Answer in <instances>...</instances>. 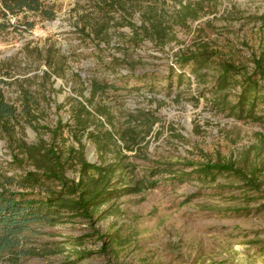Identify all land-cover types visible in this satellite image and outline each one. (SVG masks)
I'll use <instances>...</instances> for the list:
<instances>
[{"label":"rangeland","instance_id":"obj_1","mask_svg":"<svg viewBox=\"0 0 264 264\" xmlns=\"http://www.w3.org/2000/svg\"><path fill=\"white\" fill-rule=\"evenodd\" d=\"M48 1L57 12L53 20L27 12L0 28V78L6 81L1 85L21 114L13 136L0 128V186L7 183L19 190L21 175L35 169L25 159L14 162L21 140L57 139L61 147H78L68 127L56 136L51 131L59 119L63 125L73 123L72 98L82 99V93L89 97L93 80L110 87L89 108L107 106L117 128L142 110L159 118L146 146L127 152L136 178L145 177L155 186L113 200L95 214L99 219L100 212L109 211L95 224L107 235L106 254L100 253L102 240L77 218L55 226L34 224L23 234L19 250L3 253L0 264H264V130L214 105V66L198 78L191 65L182 77L176 63L178 54L208 42L223 59L252 72L253 58L264 55V0L207 3L201 18L175 28L176 40L163 49L148 39L139 45L131 42L126 23L129 19L140 26L141 9L154 0L130 2L128 18L123 19L121 10L111 13L118 22L104 40L81 30L82 17L96 16L93 2ZM175 7L179 4L168 0L165 9ZM25 19L35 23L32 29ZM83 82L89 86L86 91ZM24 90L34 97L33 104L26 106ZM240 90L228 89L229 99L235 102ZM26 107L31 116L24 115ZM83 140L88 160L100 162L94 143ZM208 160L234 161L244 172H254L259 188L235 175L199 178L198 165ZM68 175L77 177L78 171L70 169ZM7 176L16 179L8 183ZM79 251L93 255L78 260Z\"/></svg>","mask_w":264,"mask_h":264},{"label":"trees","instance_id":"obj_2","mask_svg":"<svg viewBox=\"0 0 264 264\" xmlns=\"http://www.w3.org/2000/svg\"><path fill=\"white\" fill-rule=\"evenodd\" d=\"M133 1L90 0L94 3L90 4V7L94 8L96 16L82 17V32L89 37L93 35L95 39L104 40L111 27L118 22H115L111 13L121 10L123 19L128 18L127 16L132 14L128 4ZM172 1L178 3L179 7H175L171 12L165 9L168 0H154L148 9H141L144 20L140 26L127 19L126 23L132 29L131 42L139 45L148 39L163 49L176 40L175 28H187L189 21L200 19L205 12V4L210 5L214 0H192L186 3L183 0ZM27 12H32L44 20H53L57 14L55 7L48 0H0V16L4 19L0 28L6 29L12 17L22 13L26 16ZM25 25L30 30L35 23L25 19ZM197 46L176 56L178 67L183 70L181 76L185 75V68L192 65V73L198 78H204L209 72H204V69L214 66L217 70L211 88V92L217 95L214 105L229 116L258 123L264 130V55L253 58L255 68L249 72L244 67L223 59L208 42ZM114 59L118 63L125 62L118 57ZM171 69L174 70L172 67ZM44 74L49 76L47 71H44ZM2 83L6 81L0 78V128L6 135L13 136L16 125L20 123L21 114L15 103L7 99ZM82 86L85 91L89 88L84 82ZM109 87V84L91 81L89 97L82 93V99L72 98L73 123L63 125L59 119L51 131L53 136H56L63 127H68L78 147L75 144L61 147L57 139L48 143L43 138L37 143L29 144L24 140L18 143L19 153L13 155L14 162L19 163L25 159L30 161L35 169L26 170L21 175L19 190L12 189L7 183L0 186V256L5 252L19 250L23 234L31 230L34 224L55 226L77 218L89 224L90 235H96L102 240L100 253L106 254L108 242H105L104 238L107 235L95 224L96 220L105 217L109 211L100 212L99 219L95 218V214L103 205L113 200L155 186L154 183H148L145 177L136 178L133 174L134 161L127 152L141 151L146 146L147 137L153 132L159 118L152 112L142 110L132 114L125 126L117 128L115 117L107 106L98 105L93 111L89 108L93 106L97 94L105 92ZM232 87L241 88L236 94L235 102L229 99L228 95V89ZM23 95L26 106L33 104V96L26 90ZM24 115H32L28 107L24 109ZM102 118H105V121ZM84 138L94 143L100 162L88 160ZM70 169H76L78 176L70 177ZM196 173L199 178L206 180L209 177L214 180L225 174L235 175L242 178L248 186H260L259 178L254 172H244L232 160H208L198 165ZM6 178L8 183L16 179L8 176ZM33 250L39 251L37 248ZM78 255V260H81L93 253L79 251ZM75 263L76 260L63 264Z\"/></svg>","mask_w":264,"mask_h":264}]
</instances>
